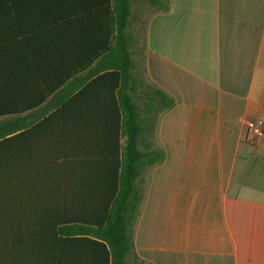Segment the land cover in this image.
Returning <instances> with one entry per match:
<instances>
[{
	"label": "trees",
	"instance_id": "obj_1",
	"mask_svg": "<svg viewBox=\"0 0 264 264\" xmlns=\"http://www.w3.org/2000/svg\"><path fill=\"white\" fill-rule=\"evenodd\" d=\"M27 7L34 102L0 67V264H127L137 180L164 158L151 137L174 99L135 68L131 0H0L17 32Z\"/></svg>",
	"mask_w": 264,
	"mask_h": 264
},
{
	"label": "crops",
	"instance_id": "obj_2",
	"mask_svg": "<svg viewBox=\"0 0 264 264\" xmlns=\"http://www.w3.org/2000/svg\"><path fill=\"white\" fill-rule=\"evenodd\" d=\"M166 2L148 7L131 47L174 104L151 137L164 158L137 180L127 264H264V137L248 125L264 123V0ZM16 15L18 32L0 12V67L26 88L22 105L36 97V52L32 10Z\"/></svg>",
	"mask_w": 264,
	"mask_h": 264
},
{
	"label": "rangeland",
	"instance_id": "obj_3",
	"mask_svg": "<svg viewBox=\"0 0 264 264\" xmlns=\"http://www.w3.org/2000/svg\"><path fill=\"white\" fill-rule=\"evenodd\" d=\"M148 7L149 6L144 1L131 0L132 14H131V17H130V25L128 27V31L132 35H134L136 33L137 29H135V26L140 25L142 17H143V15H145L146 10L148 9Z\"/></svg>",
	"mask_w": 264,
	"mask_h": 264
},
{
	"label": "built area",
	"instance_id": "obj_4",
	"mask_svg": "<svg viewBox=\"0 0 264 264\" xmlns=\"http://www.w3.org/2000/svg\"><path fill=\"white\" fill-rule=\"evenodd\" d=\"M248 125L251 131L253 132V134L256 136V139H260L264 137V123L261 119L248 122Z\"/></svg>",
	"mask_w": 264,
	"mask_h": 264
}]
</instances>
